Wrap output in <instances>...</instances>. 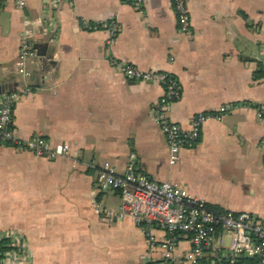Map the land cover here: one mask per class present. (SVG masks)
Wrapping results in <instances>:
<instances>
[{"label":"crops","instance_id":"crops-1","mask_svg":"<svg viewBox=\"0 0 264 264\" xmlns=\"http://www.w3.org/2000/svg\"><path fill=\"white\" fill-rule=\"evenodd\" d=\"M25 2L19 9L0 0V16L9 13L7 29L0 24V99L27 84L13 108L16 134H41L69 152L50 160L0 143V231L22 236L28 251L8 264H167L157 247L161 228L149 237L131 217L104 215L120 207L116 191L96 188L106 160L119 173L132 162L157 181L185 186L214 212L246 211L264 223V76H255L264 65V0H186L188 33L178 30L171 0H143L142 13L131 0ZM26 17L55 24L57 36L49 41L33 26L32 46L46 41L47 50L23 80L16 68ZM81 20L115 21L112 46L105 30L81 29ZM122 60L177 79L180 97L167 116L184 128L198 112L244 105L208 120L196 145L169 164L153 117L163 88L125 77L116 66ZM229 244L220 231L212 251L229 252ZM189 248L181 235L178 258Z\"/></svg>","mask_w":264,"mask_h":264},{"label":"built area","instance_id":"built-area-1","mask_svg":"<svg viewBox=\"0 0 264 264\" xmlns=\"http://www.w3.org/2000/svg\"><path fill=\"white\" fill-rule=\"evenodd\" d=\"M175 12L178 30L188 33L190 30V15L186 0H171ZM133 6L142 13L143 0H131ZM17 8L25 6V0H14ZM39 23L49 41L57 36V26L51 22L24 18L19 32V49L17 55V78L23 80L31 77L32 67L29 62L36 57V50L32 46V28ZM79 27L84 30L103 29L108 33L107 48L115 41L118 24L115 21L87 22L81 20ZM119 71L127 78L144 82L156 83L162 86L163 95L157 103L154 121L163 132L167 148L169 164L179 159L182 148H192L196 145L201 127L208 120L219 121L228 112L244 104L219 106L214 111H201L193 115L189 127L184 128L167 116L169 103L180 97V85L177 79L165 71H144L127 60L116 64ZM30 91L27 84L20 89H14L2 94L0 99V143L22 148L34 155L54 159L67 156L69 146L65 143H52L41 134H31L21 137L16 134L13 127V108L20 97ZM262 116V112H258ZM130 157H133L131 154ZM96 188L100 192L116 191L120 197V207L117 213L105 211L106 217H131L135 224L152 237L155 227L165 232L163 240L157 247L165 263L180 260L186 264H195L210 250H215L217 227L221 232L230 235L229 253L233 256L244 254L256 256L260 264H264V223L255 220L249 212H235L226 210L214 212L207 203L192 195L185 186L157 181L143 172L138 171L132 162L126 165L119 173L110 161H103L96 171ZM181 235L189 236L190 248L183 256L178 258L177 246ZM221 241V240H220ZM24 238L14 231H0V264H8L10 255L18 258L27 255ZM154 244V242H152Z\"/></svg>","mask_w":264,"mask_h":264},{"label":"trees","instance_id":"trees-1","mask_svg":"<svg viewBox=\"0 0 264 264\" xmlns=\"http://www.w3.org/2000/svg\"><path fill=\"white\" fill-rule=\"evenodd\" d=\"M264 76V65L255 73L256 77ZM222 212V211H218ZM221 228L217 227V233ZM214 252V253H213ZM172 262H169L171 264ZM168 264V263H167ZM195 264H260L256 256H247L244 254L231 255L225 250L209 251L203 257L199 258Z\"/></svg>","mask_w":264,"mask_h":264},{"label":"water","instance_id":"water-1","mask_svg":"<svg viewBox=\"0 0 264 264\" xmlns=\"http://www.w3.org/2000/svg\"><path fill=\"white\" fill-rule=\"evenodd\" d=\"M8 17L9 13L4 11L1 13L0 16V24L4 29H7L8 27ZM33 48L36 50V54L39 56H45L46 55V50H47V42H36L33 44Z\"/></svg>","mask_w":264,"mask_h":264}]
</instances>
